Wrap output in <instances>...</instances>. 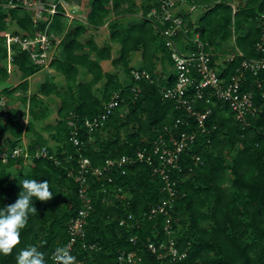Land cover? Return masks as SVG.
<instances>
[{
	"label": "trees",
	"instance_id": "16d2710c",
	"mask_svg": "<svg viewBox=\"0 0 264 264\" xmlns=\"http://www.w3.org/2000/svg\"><path fill=\"white\" fill-rule=\"evenodd\" d=\"M44 1L49 6L51 0ZM53 1L58 2L57 11L44 10L37 20L33 10L23 5L0 6V80L9 77L6 31L29 37L46 31L51 39L50 48L55 47L48 66L64 78L59 81L48 74L39 83V90L30 93V77L46 66L35 63L30 51L19 43L13 44L12 62L21 71V80L5 86L1 93L4 98H13L16 90H22L18 98L27 108L29 119L24 122L21 115L26 110L7 100L3 102L0 93V152L7 154L6 160L0 156V209L16 202L22 191L19 181L23 179L47 180L53 198L46 203L33 198L37 214L29 215L27 226L21 230V242L12 254H0V264H16L17 254L28 246L37 247L44 253L46 264H53L51 255L55 248L67 245L70 225L82 206L80 183L76 180L82 157H88L91 165L100 166L109 157L150 151L161 135L169 140L171 133L183 130H195L197 135L181 153L179 167H170V180L175 181L176 189L170 217L176 247L186 254L172 259L169 249L161 246L162 242L169 245L167 217L163 213L144 217L139 225L120 224L130 213L141 219L144 211L170 197L160 173L146 162L136 161L123 165L125 173L121 167H115L111 181L89 174L93 209L84 225V235L77 237L73 255L83 260V264H120L119 256L133 250L142 254L140 264H264L262 94L256 90V102L262 103L263 109L250 115L246 124L221 100L208 104L197 101L199 109L211 108L205 127H199L194 117L187 123L186 109L178 108L161 93L164 85L175 82L176 73L168 68L169 63L173 66V60L157 22L148 17L151 9L158 7L157 0H143V15L137 21L124 24L118 19L110 20V38L120 44L116 57H112V45L101 46L93 35L84 41L82 36L91 27L104 24L112 11L137 13L135 0H91L87 21L73 19L74 25L69 22L64 4ZM178 4L190 36L199 32L215 52L236 53L223 67V75L234 73L244 58L264 57V0H241L236 9L233 0H184ZM196 4L203 6L204 11L193 20L189 6ZM10 24H15L13 30L8 29ZM231 39L233 45L224 47ZM259 43L263 44V50ZM138 49H142L143 59L139 65H131L130 53ZM105 59L122 66L129 79L124 82L118 72L105 69L101 64ZM158 59L163 64L162 72L157 71ZM133 69H145L155 78L139 80L141 90L137 94L132 89L137 84ZM81 73L92 76L79 79ZM247 75L250 82L256 77L250 71ZM258 76L264 77V70ZM115 91L121 92L118 106L90 129L86 119L101 114ZM46 96L60 99L53 121L47 120L52 110ZM179 117L185 122L176 125ZM40 120L44 123L39 128ZM70 120L77 126L79 143L71 137L76 126ZM26 133L27 144L23 142ZM15 147L27 149L31 157L23 153L13 155ZM43 147L47 155L34 156ZM194 155L201 156L197 164ZM133 236L135 241L131 239ZM150 242L165 255L159 257V251L153 252L148 247Z\"/></svg>",
	"mask_w": 264,
	"mask_h": 264
},
{
	"label": "built area",
	"instance_id": "2783aa9c",
	"mask_svg": "<svg viewBox=\"0 0 264 264\" xmlns=\"http://www.w3.org/2000/svg\"><path fill=\"white\" fill-rule=\"evenodd\" d=\"M179 1L184 0H157L158 7H153L148 14V17L157 22L156 26L165 44L168 46L173 60V69L175 74V82L171 85H164L161 93L164 98L169 99L175 103L178 108L186 109L187 123L189 118H196L198 126L205 127V119L211 112V108L207 107L201 110L197 106V101L201 100L204 103H212L213 101L221 100L228 104L229 108L234 113L235 117L243 122L248 123V117L258 113L263 109L262 103L256 102V90L264 97V77L258 76V73L264 70V57L260 58H244L241 64L234 73L230 75H223V67L226 63L233 60L236 56L235 52H215L214 47L209 44L207 40L201 38L199 32L190 36L189 27L186 25L183 16L180 14ZM62 2V0H60ZM17 4L23 5L26 8L36 12L37 20L42 16L43 11L47 10L51 13L57 11L58 2H48L46 5L44 0H0V6L5 8L14 7ZM195 6H189L193 10ZM68 11H66L67 13ZM71 16V12L68 13ZM67 14V15H68ZM264 16V15H263ZM6 44L9 49V62L14 59L13 44L19 43L23 49L30 51L33 61L37 64H44L47 66L52 58L51 39L46 31L38 32L36 36H22L14 34L11 31L5 32ZM180 36V40L177 37ZM59 41V40H58ZM263 50V44L258 45ZM52 51V53H51ZM239 54H243L239 51ZM225 69V68H224ZM256 75L252 82L248 79V72ZM134 81L146 79L154 81L155 78L151 73L145 69H133ZM166 76V75H165ZM137 94L141 87L137 83L132 87ZM121 96L120 91H115L112 98L105 102L104 111L93 118H87L85 124L93 129L99 125L103 119L107 118L119 104ZM184 118H177L175 124L184 123ZM70 124L76 126L73 120ZM77 135V126L73 131L72 139L75 143H79ZM196 131H180L178 133H171L169 140L165 136H160L152 147V150H139L134 155H121L120 157H109L105 163L100 166L91 165L88 157L80 159L79 172L76 180L79 181V196L82 206L79 208L78 216L72 221L69 232L71 234L67 245H70V253L73 255V249L78 236L84 235V225L87 223L88 216L93 209V198L90 192L89 174L94 175L97 179L112 180V170L120 168L122 173H125L123 165L127 166L136 161L146 162L151 165L155 172H159L162 179L165 181V187L168 189L170 197L162 200L161 203L151 206L149 211H144L143 216L136 218L132 213L128 218H122L120 224L133 226L139 225L144 217H154L157 214L163 213L167 218L165 222V230L168 236L169 245L162 242L161 246L169 249L172 254V259L181 258L186 253H180L176 247L175 230L173 228L170 211L173 209V200L175 199L176 189L173 188L175 181L170 180V167H179L181 153L189 148L196 139ZM23 147H15L12 154H22L25 157H31L27 149ZM46 147H43L34 154V156L47 155ZM3 160L7 159L5 152H0ZM195 163L201 161L200 155L193 156ZM105 189V187H104ZM106 190V189H105ZM136 236L131 237L135 241ZM66 245V246H67ZM91 247H93L91 245ZM148 247L153 252H158L159 247L150 242ZM159 257L165 254L158 252ZM74 256V255H73ZM142 254L136 250L129 251L127 254L119 256L120 264H140ZM77 264H83V260L76 258Z\"/></svg>",
	"mask_w": 264,
	"mask_h": 264
},
{
	"label": "rangeland",
	"instance_id": "374dc122",
	"mask_svg": "<svg viewBox=\"0 0 264 264\" xmlns=\"http://www.w3.org/2000/svg\"><path fill=\"white\" fill-rule=\"evenodd\" d=\"M51 1H53V0H51ZM90 1L91 0H80V1L62 0V3L64 4L66 11H68L67 14L69 12H71V16L69 14H68V16H69V22H71L72 25L75 24L73 19H78V20H81L84 22L87 21V15L91 9ZM240 1L241 0H233V7L235 9L237 8V5L239 4ZM244 1H246V0H243V2ZM142 2H143V0H135V3L139 7V11L137 13H117L116 11H112L104 24L100 25L97 28L91 27L89 29V32H87L84 36H82V39L84 41H86L90 36L93 35L95 40L101 46L112 45V57L118 56L119 52H120V44L118 42H114L110 38V30H111L110 20L118 19L122 23L126 24L130 21H137V20L141 19V16L143 15L142 9H141ZM203 11H204V7L196 4L195 8L192 10L193 20H197ZM34 17H38L36 12H34ZM14 28H15V24H10V26L8 27L9 30H13ZM55 38H57L58 40L60 39V37L58 35H56ZM233 43H234L233 39L228 40L224 43V47L230 48V46L233 45ZM52 50H55V47H53ZM51 53H52V51H51ZM158 53H159V55H161L162 51H159ZM142 59H143L142 49H138V50L132 51L130 53V64L131 65H135V66L139 65V63H141ZM103 63H104L103 65L106 69L118 72L120 77L122 78V80L124 82H126L127 79H129L128 75L124 71V68L122 66L121 67L115 66L112 63V59H105ZM166 63H167V58H166ZM162 67H163V64L161 63V60L158 59L157 60V71L162 72ZM8 68H9V71H11V72L9 73V77L7 78L8 80L7 79L0 80V93L5 86L16 85L21 80V72L18 70L17 66L14 65L13 62H11V63L8 62ZM168 68H170L172 70L173 69L172 64L169 63ZM48 74L54 75L56 77V79H58L59 81H63V79H64L59 72H57L54 68H51L50 66L47 65L44 69L38 71L35 75L31 76L29 92L33 93V92L38 91L39 90V83L41 81L45 80ZM87 77H89V76H87ZM79 79H85L86 80L87 78L86 77L83 78L82 76H80ZM21 94H22V90H16L13 93V95H14L13 98L7 97V96H5V98H4V96L2 94L3 102H4V100H7L8 102L11 103V105L18 106L22 111L26 110V112H25L26 114L25 115L22 114L21 118L23 119L24 122H27L29 119V113L27 111V108H25L22 105V103L20 102V99L18 98V95L20 96ZM45 99H46V103H48L51 106V110H52V112H51V114L47 120L53 121L57 117V107H58V104L60 102V99L57 96H46ZM43 123H44V121H42V120L37 121L38 127L40 128V125ZM45 134H47V132H45ZM23 139H24L23 142L25 144H27L29 142V134L26 133L24 135ZM50 142H51V144H53L54 140L51 139ZM230 184L231 183L228 179V181H226V186L229 187Z\"/></svg>",
	"mask_w": 264,
	"mask_h": 264
},
{
	"label": "clouds",
	"instance_id": "9594fccd",
	"mask_svg": "<svg viewBox=\"0 0 264 264\" xmlns=\"http://www.w3.org/2000/svg\"><path fill=\"white\" fill-rule=\"evenodd\" d=\"M19 183L22 191L16 202L0 209V254L4 256L11 255L20 244L21 230L27 226L29 215L37 214L33 198L45 203L53 198L47 180L23 179ZM51 260L53 264H77L76 257L70 253V245L55 248ZM16 264H46L45 255L37 247L28 246L17 254Z\"/></svg>",
	"mask_w": 264,
	"mask_h": 264
},
{
	"label": "crops",
	"instance_id": "0c3cea01",
	"mask_svg": "<svg viewBox=\"0 0 264 264\" xmlns=\"http://www.w3.org/2000/svg\"><path fill=\"white\" fill-rule=\"evenodd\" d=\"M74 10V9H73ZM104 60H101V64L103 65L104 63ZM11 63V62H10ZM7 64H8V62H7ZM104 66V65H103ZM13 67V66H12ZM105 68V67H104ZM106 69V68H105ZM108 70V69H107ZM11 71H9V73H10ZM21 72V71H20ZM21 75H22V73H21ZM79 76H82L83 78L84 77H86L87 79H90L91 78V74L90 73H86V74H80ZM87 76H89V77H87ZM62 77H63V75H62ZM31 78V77H30ZM8 80V79H7Z\"/></svg>",
	"mask_w": 264,
	"mask_h": 264
}]
</instances>
